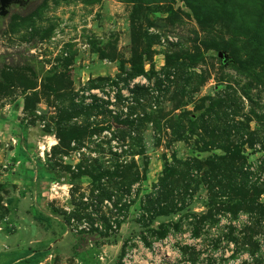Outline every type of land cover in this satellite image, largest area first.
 <instances>
[{"label":"rangeland","instance_id":"1","mask_svg":"<svg viewBox=\"0 0 264 264\" xmlns=\"http://www.w3.org/2000/svg\"><path fill=\"white\" fill-rule=\"evenodd\" d=\"M0 117V264H119L128 236L223 211L264 235V0L8 3ZM23 144L65 183L48 211Z\"/></svg>","mask_w":264,"mask_h":264},{"label":"built area","instance_id":"2","mask_svg":"<svg viewBox=\"0 0 264 264\" xmlns=\"http://www.w3.org/2000/svg\"><path fill=\"white\" fill-rule=\"evenodd\" d=\"M255 168V164H248L243 171L253 178L257 174ZM254 179L263 182L264 174ZM251 221L241 211L220 212L212 222L200 223L195 217H183L161 237L125 238L119 264H264V235L256 237L254 249L235 240L250 227Z\"/></svg>","mask_w":264,"mask_h":264},{"label":"crops","instance_id":"3","mask_svg":"<svg viewBox=\"0 0 264 264\" xmlns=\"http://www.w3.org/2000/svg\"><path fill=\"white\" fill-rule=\"evenodd\" d=\"M0 122L5 123V126L8 128V120L7 119H4V118H1L0 117ZM13 124L16 127L20 128V126L17 125V123L15 124V123H13V121H11V125H13ZM0 134H4L3 131H0ZM4 135L6 136V134H4ZM19 143H20V139H19ZM45 145H46L45 146V151H48V148L49 147H52L54 144L50 146V145L47 144V142H45ZM20 147L21 148H18L19 153L16 156V158H17L16 163L18 162L17 165H20V164L22 165V164L25 163L26 166H24V168H20V169L17 168L16 169L17 170V172L15 174L16 179H20L21 181L27 180V181H31V182L34 181L35 182L36 181V176H37V178L39 177L38 180H40L39 183H40L41 190L40 191H36V194H35L34 199L35 200H38V202H42L43 204H45L46 208L44 207V209L48 211V208H49V205L48 204L53 201V198L56 199L55 201L57 203H59V201L61 202V201H64L65 200V196H64L65 193L63 192L64 190L62 188V187L65 186L64 185L65 183L60 182V181L58 183V179H56L55 177H53L54 175H52L49 171H47L43 167L45 165V163H44V160H42L41 158H42V155L44 157L45 153L41 155L40 152L37 151V148H36V150L34 149L30 153H28V151H27L28 144H26V146L23 144ZM38 149L41 150L42 148H39L38 147ZM24 154H26V155H28V154L31 155L32 154V156L34 155L36 161L31 160V162H28V160L24 156ZM54 186H55V188H54ZM59 189L62 192L59 193ZM47 211H44L43 212L46 216H48V217L51 216L52 218L57 219L56 217L50 215V212H47ZM51 244H52V242L46 244L45 245V249H47L48 247H50ZM45 249H42V248L40 250L37 249L36 252L41 253L42 250L44 251ZM34 254H35L34 251H32V252L29 253L30 259H34V257H33Z\"/></svg>","mask_w":264,"mask_h":264},{"label":"water","instance_id":"4","mask_svg":"<svg viewBox=\"0 0 264 264\" xmlns=\"http://www.w3.org/2000/svg\"><path fill=\"white\" fill-rule=\"evenodd\" d=\"M23 0H0V15H2L5 11V7L8 3H22ZM218 56L223 58V54L219 53Z\"/></svg>","mask_w":264,"mask_h":264},{"label":"bare ground","instance_id":"5","mask_svg":"<svg viewBox=\"0 0 264 264\" xmlns=\"http://www.w3.org/2000/svg\"><path fill=\"white\" fill-rule=\"evenodd\" d=\"M38 147H39V148H42V145L38 144ZM42 149H43V148H42Z\"/></svg>","mask_w":264,"mask_h":264},{"label":"trees","instance_id":"6","mask_svg":"<svg viewBox=\"0 0 264 264\" xmlns=\"http://www.w3.org/2000/svg\"><path fill=\"white\" fill-rule=\"evenodd\" d=\"M38 219L40 220L41 218L39 217ZM163 235H164V234H163ZM163 235H162V236H163ZM160 237H161V236H160Z\"/></svg>","mask_w":264,"mask_h":264}]
</instances>
